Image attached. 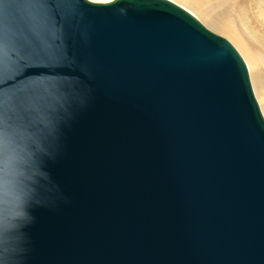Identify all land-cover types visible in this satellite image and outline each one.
Wrapping results in <instances>:
<instances>
[{
	"label": "water",
	"instance_id": "water-1",
	"mask_svg": "<svg viewBox=\"0 0 264 264\" xmlns=\"http://www.w3.org/2000/svg\"><path fill=\"white\" fill-rule=\"evenodd\" d=\"M37 84L67 111L18 264H264V115L227 38L172 0H0V94Z\"/></svg>",
	"mask_w": 264,
	"mask_h": 264
},
{
	"label": "clouds",
	"instance_id": "clouds-1",
	"mask_svg": "<svg viewBox=\"0 0 264 264\" xmlns=\"http://www.w3.org/2000/svg\"><path fill=\"white\" fill-rule=\"evenodd\" d=\"M62 110L65 97L54 98L41 84L0 94V264H18L25 251L22 229L34 221L29 209L58 193L45 161L55 156Z\"/></svg>",
	"mask_w": 264,
	"mask_h": 264
},
{
	"label": "rangeland",
	"instance_id": "rangeland-1",
	"mask_svg": "<svg viewBox=\"0 0 264 264\" xmlns=\"http://www.w3.org/2000/svg\"><path fill=\"white\" fill-rule=\"evenodd\" d=\"M172 1L180 5L181 7L185 8L189 12H191L207 28L227 38L237 48V50L239 51V53L241 54V56L243 57V59L245 60L248 66L253 89H254L256 98L259 102V105L264 115V46L258 43L256 40L249 38L247 33L243 31L238 25V22L236 20L238 15L234 11L235 7L233 5V3L237 0H211L207 6L205 4L203 6V9L207 11L221 10L224 7H226L230 11L229 14H230L231 21L233 22L232 27L234 28V31L236 32L234 33L235 35L230 32L224 33V32L218 31L217 29L212 27L207 21V19L202 14L197 12L195 9L187 5L185 6V4L180 3L177 0L176 1L172 0ZM256 1L258 0H255V2ZM259 3H260L259 6H261L262 5L261 0H259ZM262 20L264 21V18H262ZM262 30H264V28H262ZM258 72L261 74V76L260 74L259 75L256 74ZM256 75L257 77H255ZM255 78H257L258 81H256L257 79L255 80ZM259 79L260 80L262 79V81H260ZM256 82L258 83V85Z\"/></svg>",
	"mask_w": 264,
	"mask_h": 264
},
{
	"label": "bare ground",
	"instance_id": "bare-ground-1",
	"mask_svg": "<svg viewBox=\"0 0 264 264\" xmlns=\"http://www.w3.org/2000/svg\"><path fill=\"white\" fill-rule=\"evenodd\" d=\"M94 1L103 2L109 0H94ZM177 1L185 4V6L187 5L195 9L197 12L202 14L207 19L209 24L218 31L224 33L230 32L233 34L236 33L234 31V28L232 27L233 22L231 21L230 18V14H229L230 11L226 7H224L221 10L207 11L203 9V6L204 4L207 6L211 0H177ZM261 4L262 5L259 6L260 5L259 0L256 2L255 0H237L233 3L235 7L234 11L238 15L236 20L240 28L247 33L249 38L256 40L258 43L264 46V30H262V28H264V21L262 20V18H264V0H261ZM256 74L259 75L260 73L258 72ZM255 77H257V75ZM256 79L257 78H255V80ZM256 81H258V79ZM260 81H262V79Z\"/></svg>",
	"mask_w": 264,
	"mask_h": 264
}]
</instances>
